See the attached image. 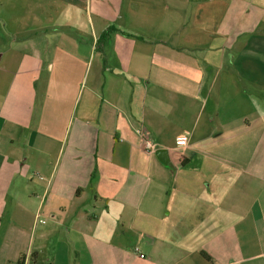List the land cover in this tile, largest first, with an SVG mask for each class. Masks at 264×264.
Segmentation results:
<instances>
[{
    "label": "crops",
    "instance_id": "obj_1",
    "mask_svg": "<svg viewBox=\"0 0 264 264\" xmlns=\"http://www.w3.org/2000/svg\"><path fill=\"white\" fill-rule=\"evenodd\" d=\"M0 264H264V0H0Z\"/></svg>",
    "mask_w": 264,
    "mask_h": 264
},
{
    "label": "built area",
    "instance_id": "obj_2",
    "mask_svg": "<svg viewBox=\"0 0 264 264\" xmlns=\"http://www.w3.org/2000/svg\"><path fill=\"white\" fill-rule=\"evenodd\" d=\"M183 139H184V138H183L182 136H177V137L175 138V141H176L177 143H179V142H182ZM142 141H143V147H144V149H145L146 151H148V150H150V149H153L154 144L152 143V141H151L148 137H143Z\"/></svg>",
    "mask_w": 264,
    "mask_h": 264
},
{
    "label": "trees",
    "instance_id": "obj_3",
    "mask_svg": "<svg viewBox=\"0 0 264 264\" xmlns=\"http://www.w3.org/2000/svg\"><path fill=\"white\" fill-rule=\"evenodd\" d=\"M113 29H115V28L112 27V26H108L106 29H104L102 32H100L99 35H98V38H97V43L100 44L106 38V36L108 35V33L110 31H112ZM126 34L127 33H125V35Z\"/></svg>",
    "mask_w": 264,
    "mask_h": 264
}]
</instances>
